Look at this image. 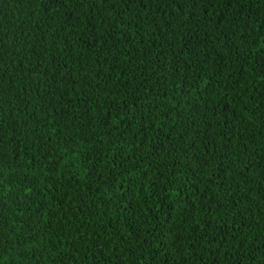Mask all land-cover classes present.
<instances>
[{
	"label": "trees",
	"instance_id": "trees-1",
	"mask_svg": "<svg viewBox=\"0 0 264 264\" xmlns=\"http://www.w3.org/2000/svg\"><path fill=\"white\" fill-rule=\"evenodd\" d=\"M0 264H264V0H0Z\"/></svg>",
	"mask_w": 264,
	"mask_h": 264
}]
</instances>
